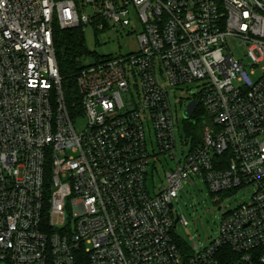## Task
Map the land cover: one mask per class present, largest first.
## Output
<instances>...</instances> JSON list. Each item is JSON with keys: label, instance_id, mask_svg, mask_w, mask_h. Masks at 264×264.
<instances>
[{"label": "built area", "instance_id": "2783aa9c", "mask_svg": "<svg viewBox=\"0 0 264 264\" xmlns=\"http://www.w3.org/2000/svg\"><path fill=\"white\" fill-rule=\"evenodd\" d=\"M55 25L127 30L138 49L80 67L69 108ZM179 91L182 114L196 101L201 122L182 159ZM161 159L174 166L150 187ZM192 177L213 195L253 193L187 253L174 201ZM79 259L264 264V0H0V264Z\"/></svg>", "mask_w": 264, "mask_h": 264}, {"label": "rangeland", "instance_id": "374dc122", "mask_svg": "<svg viewBox=\"0 0 264 264\" xmlns=\"http://www.w3.org/2000/svg\"><path fill=\"white\" fill-rule=\"evenodd\" d=\"M126 32L127 30L119 31L113 28L95 31L91 27H87L83 32V37L89 54L86 55L85 61H81L78 66L82 67L91 63L93 58L127 55L137 51V34L127 35ZM184 95L179 91L170 96L173 114L177 117V159H182L187 154L192 146V140L197 143L201 131L200 115H195L190 120H184L182 117L178 102L179 98ZM86 122L84 116L78 117L75 123L76 130L82 131L86 127ZM182 137L189 139L190 143L186 145L181 143ZM173 166L174 163L163 159L157 162L153 176L148 180L149 186L151 187L153 184L156 188H162L165 183V173ZM193 178L184 181L178 197L174 201V210L186 223L184 225L178 222L174 233L176 239L180 240L185 247L196 250L208 246L215 239L223 214L249 202L253 186H245L236 191L213 195L200 178Z\"/></svg>", "mask_w": 264, "mask_h": 264}, {"label": "trees", "instance_id": "16d2710c", "mask_svg": "<svg viewBox=\"0 0 264 264\" xmlns=\"http://www.w3.org/2000/svg\"><path fill=\"white\" fill-rule=\"evenodd\" d=\"M53 41L55 57L61 78V88L64 99L67 102L69 108H71L72 104L77 103L79 100L76 85V75L80 69L78 65L82 58L89 53L85 46L83 31L81 28L62 30L57 25H55ZM199 114L200 113H198L197 116H199ZM199 139L200 138L198 137L197 143H199ZM47 192H49L48 186L46 187V193ZM47 216V210H45L46 221L49 220ZM177 242L181 249L189 253L190 248L185 247L180 240H177ZM81 261L82 260L79 259V264H81Z\"/></svg>", "mask_w": 264, "mask_h": 264}, {"label": "water", "instance_id": "95a60500", "mask_svg": "<svg viewBox=\"0 0 264 264\" xmlns=\"http://www.w3.org/2000/svg\"><path fill=\"white\" fill-rule=\"evenodd\" d=\"M197 108V102L196 101H191L188 103L183 111V118L184 120H189L193 113L196 111ZM177 223V219L175 220V224Z\"/></svg>", "mask_w": 264, "mask_h": 264}]
</instances>
